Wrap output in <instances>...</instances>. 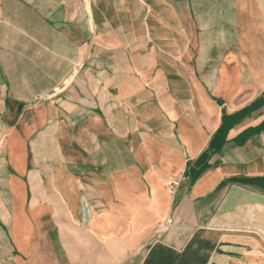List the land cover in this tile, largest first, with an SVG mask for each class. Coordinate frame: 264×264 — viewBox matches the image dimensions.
<instances>
[{"label":"crops","instance_id":"crops-1","mask_svg":"<svg viewBox=\"0 0 264 264\" xmlns=\"http://www.w3.org/2000/svg\"><path fill=\"white\" fill-rule=\"evenodd\" d=\"M0 264H264V0H0Z\"/></svg>","mask_w":264,"mask_h":264},{"label":"built area","instance_id":"built-area-1","mask_svg":"<svg viewBox=\"0 0 264 264\" xmlns=\"http://www.w3.org/2000/svg\"><path fill=\"white\" fill-rule=\"evenodd\" d=\"M179 185V182L177 180H171L168 182L167 187H168V191L171 194H174L177 186ZM168 224L170 223V221L167 222Z\"/></svg>","mask_w":264,"mask_h":264},{"label":"rangeland","instance_id":"rangeland-1","mask_svg":"<svg viewBox=\"0 0 264 264\" xmlns=\"http://www.w3.org/2000/svg\"><path fill=\"white\" fill-rule=\"evenodd\" d=\"M85 2H86L87 4H90V3H91V0H85Z\"/></svg>","mask_w":264,"mask_h":264}]
</instances>
